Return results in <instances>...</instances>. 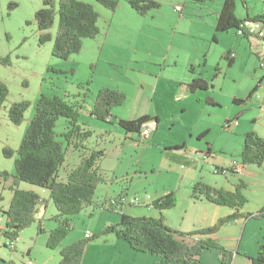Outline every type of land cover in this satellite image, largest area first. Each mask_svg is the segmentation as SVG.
Returning <instances> with one entry per match:
<instances>
[{
	"label": "rangeland",
	"instance_id": "obj_1",
	"mask_svg": "<svg viewBox=\"0 0 264 264\" xmlns=\"http://www.w3.org/2000/svg\"><path fill=\"white\" fill-rule=\"evenodd\" d=\"M80 1L92 5L99 14L100 34L94 40H83L80 54L60 60L52 55L58 16L50 30L52 41L42 46L39 43L41 32L35 14L44 8V0H0V56L11 59V66L0 67V81L9 90L0 111V172L16 173L20 144L42 96L81 107L79 123L92 132L86 143L69 149L59 174L61 181L93 151L105 154L99 161L104 179L95 193V204L69 220L70 232L55 250L47 246L58 225V212L49 192L19 183L18 189L35 191L47 204L38 208L35 222L19 234L17 250L0 245V264H60V251L85 241L88 231L94 236L82 264H122L126 249L136 255L127 264H141L145 260L139 256L149 254L135 251L116 234H103L105 228L116 225L121 213L156 219L162 214L166 226L178 232L208 228L225 210L193 195L198 183L219 190H232L244 183L243 196L248 202L242 213L256 214L264 208V164L246 166L243 171L240 167L245 136L257 133L264 138V80L260 85L263 73L257 55L259 50L264 54V44L257 47L238 36L235 29L217 34L213 18L204 21L198 13L202 5L191 3L197 9L186 7L180 19L175 6L185 7L186 0H154L161 7L144 16L137 14L128 0H118L115 11L97 0ZM236 3V16L244 17L242 1ZM10 4L17 7L11 11ZM247 5L251 15L264 13V0H247ZM55 7L58 11L59 0H55ZM229 52L237 57L232 67L225 59ZM192 66L209 83L208 90L190 93L186 89ZM104 89L122 93L126 101L102 122L92 115L95 100ZM235 99L245 103L236 105ZM23 101L30 108L23 123L16 126L7 112L14 103ZM142 116L159 120L158 130L147 140L140 134H126L119 126L121 120ZM227 121L239 125L227 128ZM67 128L68 121L61 118L55 129L58 140L63 141L61 135ZM203 133L205 137L200 138ZM178 147L181 149L176 150ZM5 148L13 151V158L7 159ZM208 148L210 158L205 156ZM232 167H238L240 175L221 170ZM12 184V178L0 180L1 207L6 210L13 197L9 190ZM170 193L176 208L160 212L152 206ZM212 238L233 254L231 264H247L248 258L258 256L259 245H264V220L241 218L237 226H227ZM27 251L31 252L28 256ZM200 260L221 264L222 252L206 251Z\"/></svg>",
	"mask_w": 264,
	"mask_h": 264
},
{
	"label": "trees",
	"instance_id": "obj_2",
	"mask_svg": "<svg viewBox=\"0 0 264 264\" xmlns=\"http://www.w3.org/2000/svg\"><path fill=\"white\" fill-rule=\"evenodd\" d=\"M103 7L115 11L118 0H97ZM196 5H204L211 0H189ZM132 9L139 15H146L150 11L159 9L160 3L154 0H128ZM15 4H10L9 9L14 10ZM55 0H44V8L35 14L38 30L41 32L39 43L45 45L52 41L50 30L59 17L56 38L53 40V53L56 59L67 60L73 55L80 54L83 48V40H94L100 34L98 27L100 16L92 5L80 0H59L58 11L55 10ZM236 0H224L221 13L217 18L215 32L226 34L232 29L239 28L243 20L238 19ZM250 18V17H247ZM253 20H264V14L252 17ZM227 53L226 60L229 67L234 65V59H230ZM11 66L10 56H0V67ZM193 71V69L191 70ZM262 81H260L261 85ZM259 85V86H260ZM209 83L201 76L186 85L190 93L199 90H208ZM259 88V87H258ZM257 90V89H256ZM255 90V91H256ZM254 91V92H255ZM253 94L249 98H252ZM9 90L0 81V111L2 110ZM248 98V99H249ZM126 101V97L115 90L104 89L95 100L93 115L102 122L108 121L113 109L120 107ZM236 105L244 104L245 101L235 99ZM30 108L29 103H14L9 109V121L20 126L24 121V114ZM79 106H72L61 98H49L42 96L36 101V111L27 128L25 137L18 150V158L15 160L16 173L13 176L0 172V180L13 179L9 188L13 197L8 210H3L1 203L4 197L0 194V217L5 216L7 233L11 240H17L19 234L29 228L36 219L38 208H46L47 201L42 199L35 191H21L19 183H27L49 192L50 200L58 212L55 218L57 227L50 233L47 246L55 250L70 232V219L82 212L85 208L95 204V193L103 182L104 175L100 170L99 161L105 156L103 151L95 150L91 156L85 158L67 175L65 181L59 179L61 168L64 165L69 149L79 147L86 143L92 132L85 130L79 123ZM64 118L68 121V128L57 139L58 121ZM158 118L140 117L134 121H119V126L126 134H141L143 127ZM203 133L200 138L205 137ZM178 147L176 150H180ZM4 155L7 159L13 158V151L5 148ZM205 156H211L208 148ZM241 168L246 166L261 167L264 164V138L257 133H249L245 136V145L241 155ZM223 172L230 170L234 174L239 171L238 167L221 169ZM220 171V170H219ZM239 185L235 192L219 190L215 187L204 186L198 183L194 188L193 195H201L205 200L217 206L230 207L235 210L234 214L221 219L218 223L205 229H198L190 233L171 230L166 226V220L162 214L160 218L130 217L121 213V220L116 225H109L103 234L113 233L119 239L126 241L129 246L143 254L154 255L161 259L159 264H203L200 257L210 250L216 249L222 252V264H231L233 254L225 250L211 237L217 234L222 227L235 224L241 218L264 220V208L256 214L241 213L247 200L243 196ZM158 211L163 212L176 208V200L172 193L155 200L153 205ZM82 242H76L68 248L60 251V264H82L88 242L93 238ZM250 264H264V245H259L258 256L248 259Z\"/></svg>",
	"mask_w": 264,
	"mask_h": 264
},
{
	"label": "crops",
	"instance_id": "obj_3",
	"mask_svg": "<svg viewBox=\"0 0 264 264\" xmlns=\"http://www.w3.org/2000/svg\"><path fill=\"white\" fill-rule=\"evenodd\" d=\"M242 1V4H243V7L245 8V10H246V15L244 16V17H238V19H241V20H244V19H247V17H250V18H254V17H257V16H259V15H262V14H256V15H251V12H250V7H249V5H247V0H241ZM223 3H224V0H211L209 3L207 2L206 4H204V5H202V7H199V9H197V8H195V7H193V6H195V5H193V4H191V2H189V0H186V2H184V4H185V7L184 6H178V7H182L183 8V10H184V12H185V9H186V7H193L194 8V10L195 9H197V10H199V12L198 13H200L201 14V17H202V19L204 20V21H206L207 19L209 20V21H211V19L213 18V21H214V26H215V28H216V24H217V18H218V15H219V13H221V11H222V7H223ZM193 5V6H192ZM177 6H175V11L176 12H178L177 10H176V7ZM184 12L182 13V15L184 16ZM264 14V13H263ZM183 16H180V19L181 18H183ZM214 28V29H215ZM244 38V37H243ZM244 39H247V40H249V41H251L252 43H256V46L258 47V44H261L262 42H259V41H254V40H252V39H249V38H244ZM264 44V43H263ZM262 51H258L257 52V55H258V62H259V59H260V55H262V53H261ZM236 59H237V57L236 58H234V64H235V62H236ZM201 66V63H199V66L198 67H200ZM193 69V71H191ZM198 72H200V71H197V68H195L194 66H192L191 67V69H190V73H191V77L192 78H190L189 79V83L190 82H192L194 79H196V78H198V76L200 75H198ZM264 80V77H263V75H262V80L261 81H263ZM188 84V83H187ZM211 155H212V151H211ZM208 158H210V156L208 157ZM221 169H225V168H221ZM244 170V168L242 169V171ZM231 172V171H230ZM234 174V173H233ZM236 175H240V171H238L237 173H235ZM239 185H242V186H244V188L243 189H245V187H246V185L244 184V183H240V184H238L237 186H235L234 188H232V190H228V191H233V192H235L236 190H237V187L239 186ZM242 189V190H243ZM43 190V189H42ZM44 191H46V190H44ZM242 193L244 194V192L242 191ZM245 197V196H244ZM247 200V199H246ZM12 201V200H11ZM248 202V201H247ZM118 204V203H117ZM247 204V203H246ZM217 207H219L221 210H225L224 211V213L223 214H221V216H220V218L218 219V221L216 222V223H218L221 219H223V218H225V217H227L228 215H230V214H234L235 213V210L234 209H232V208H230V207H224V206H217ZM261 209H263V208H261ZM3 210H6V209H3ZM243 210V209H242ZM7 211V210H6ZM240 212L242 213V211L240 210ZM5 218V217H4ZM240 222V220H238L235 224H229V225H225L224 227H222L221 228V230L222 229H224V228H226L227 226H237L238 225V223ZM215 223V224H216ZM221 230L217 233V234H215V235H218L220 232H221ZM214 236V235H213ZM212 238V237H211ZM213 239V238H212ZM18 240V239H17ZM121 245V246H123L124 247V245L123 244H121L120 242H118V245ZM91 248H92V244L89 246V249H88V251H87V255L89 254V251L91 250ZM126 248V247H125ZM17 249H18V245H17ZM16 249V250H17ZM126 250H128L127 252H125L126 253V256L123 258V260H122V264H127L128 262H126L130 257H132L133 256V258H136V255H133V253H131V252H133L131 249H126ZM31 252L30 251H27V256L30 254ZM205 254V253H204ZM203 256V255H202ZM141 257V258H140ZM138 258V257H137ZM139 258L140 259H143L144 258V262L143 263H141V264H159L160 262H161V259L160 258H158V257H155L154 255H151L150 256V254L147 256V255H142L141 254V256H139ZM251 258V257H250ZM249 259V258H248ZM247 259V264H250V262H249V260ZM152 260V261H151ZM149 262H153V263H149ZM222 264V263H221Z\"/></svg>",
	"mask_w": 264,
	"mask_h": 264
},
{
	"label": "built area",
	"instance_id": "obj_4",
	"mask_svg": "<svg viewBox=\"0 0 264 264\" xmlns=\"http://www.w3.org/2000/svg\"><path fill=\"white\" fill-rule=\"evenodd\" d=\"M176 10L178 11V14L181 16L184 12L182 7H176ZM237 32V35L244 38H249L254 41H259L264 43V20H253L252 18L244 19L241 24L239 25V28L235 29ZM236 58V55L232 52L230 54V59ZM259 69L262 71V75L264 77V54L260 55L259 59ZM239 124L237 121L229 122L227 121L226 126L227 128L237 127ZM159 127V124L156 121H151L147 123L143 130L141 131L140 136L142 139L147 140L150 138V135L152 132L157 131ZM6 232L5 228L0 226V245L4 246V244L7 247H10L11 249L16 248V242L15 240L12 241L5 237L4 233ZM92 236L91 232H87L85 239H89Z\"/></svg>",
	"mask_w": 264,
	"mask_h": 264
},
{
	"label": "bare ground",
	"instance_id": "obj_5",
	"mask_svg": "<svg viewBox=\"0 0 264 264\" xmlns=\"http://www.w3.org/2000/svg\"><path fill=\"white\" fill-rule=\"evenodd\" d=\"M0 226H2V227L5 228L6 232L4 233V235H5L6 238H8V236L6 235V233H7V227H6L5 224H3V217H0ZM8 239H10V238H8ZM12 241H14V240H12ZM14 249H16V248H14Z\"/></svg>",
	"mask_w": 264,
	"mask_h": 264
}]
</instances>
